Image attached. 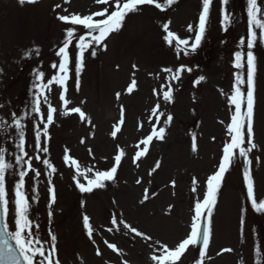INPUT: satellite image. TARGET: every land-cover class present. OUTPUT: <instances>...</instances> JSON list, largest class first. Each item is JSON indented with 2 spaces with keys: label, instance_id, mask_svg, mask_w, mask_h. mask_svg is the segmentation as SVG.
<instances>
[{
  "label": "rangeland",
  "instance_id": "obj_1",
  "mask_svg": "<svg viewBox=\"0 0 264 264\" xmlns=\"http://www.w3.org/2000/svg\"><path fill=\"white\" fill-rule=\"evenodd\" d=\"M95 1L44 0L21 5L18 0H0V118L10 122V113L30 112L34 86L30 82L35 80L34 71L49 73L46 78L55 74L50 67L57 62L55 48L69 26L63 25L57 16L88 15L106 7H99ZM57 4L61 7L55 8ZM201 10L202 0H177L164 11L154 5H143L126 17L123 27L106 40L107 49L96 48L97 52L102 49L103 54L90 61L82 72L78 90L72 89V80L67 82L71 85L67 96L69 107H81L91 123L81 121L78 114H63L65 109L59 101L58 88L48 94L50 103L58 110L49 127L50 140L46 142L49 152L41 155L54 163L57 172L49 178L47 169L34 162V167L44 169V174L38 180H28L26 189L30 197L34 187L38 190L37 200L31 204V215L40 225L38 234L42 239H48L49 233L56 235L60 264H125V261L126 264H155L151 256L158 247L156 242L174 247L191 230L194 204L197 199H203L207 178L217 170L216 163L221 159L222 147L229 136L227 127L234 109L228 97L233 92L238 71L233 66L234 53L246 51L239 41L247 37L244 33L246 0H235V20L231 23L234 33L222 25L217 3L197 51L177 56L175 47L163 39V24L170 22L171 31L191 42L195 31H188V25L198 28ZM261 46L264 48V42ZM35 49H39L38 56L24 58L27 50ZM253 52L257 64L253 122L256 148L249 159L252 160L250 176L254 182V196L259 201L264 200V53L258 43ZM22 63L26 65L23 70ZM181 65L192 68V72L184 71L179 81H173L170 74L163 71L165 68L175 70ZM29 67H33L30 78L26 72ZM21 70L23 74L13 83ZM201 75L205 79L194 84ZM133 80L136 87L129 93L127 89ZM27 81L30 88L24 91ZM169 83L173 99L166 102L161 88ZM157 104L159 111L165 113L156 125L166 128L164 139L154 138L153 146H148L147 153L137 160L134 144L143 140L156 124L157 117L152 115V109ZM46 109L47 104H42L45 118ZM168 114L174 119L164 125ZM28 119V151L34 155L31 124L37 123L39 118L31 114ZM116 126L120 131L114 142L111 133ZM199 127L200 133L196 136L195 130ZM10 131H0V145L14 151L8 138ZM193 137L196 151L192 150ZM144 147L141 145L140 150ZM121 149L125 155L116 178L105 182L103 188L81 193L75 200L74 190L70 188L75 169L64 166L58 171L61 155L63 158L68 150L80 163L81 170L103 171L114 165V153ZM92 151L96 152L94 161L88 156L93 155ZM98 155L106 156V160L97 162ZM157 162L159 168H155ZM16 178L7 177L10 194ZM49 179L55 189L54 203L50 201ZM80 179L83 182V178ZM145 189L149 198L141 203ZM85 215L90 217L94 233L90 244H79L77 235L81 228L85 229ZM113 216L118 225L111 224ZM12 219L10 210V224ZM121 219L151 239L136 237L119 224ZM110 227L113 228L111 232L108 231ZM105 241L117 245L120 252L112 253ZM228 248L232 251H224L221 257L219 253L211 264H257V259L264 256V212L257 213L251 207L241 158H237L226 172L212 209L208 253L218 255L221 249ZM192 258L196 264L198 257H195L193 246L176 264H186Z\"/></svg>",
  "mask_w": 264,
  "mask_h": 264
},
{
  "label": "snow or ice",
  "instance_id": "obj_2",
  "mask_svg": "<svg viewBox=\"0 0 264 264\" xmlns=\"http://www.w3.org/2000/svg\"><path fill=\"white\" fill-rule=\"evenodd\" d=\"M23 5L25 3H36L37 0H18ZM98 4L106 5L101 11H97L88 15L81 14H62L57 18L69 25L65 30V37L61 46L55 52L59 58L58 62H53L51 68L56 70L49 78L43 70L34 71L35 83L33 86V101L30 112L26 111L23 115L17 112L10 113V122L0 118V131L9 133V140L12 142L14 151H9L6 147H0V264H60L57 248V237L55 234L49 233L48 239H42L38 234L40 225L31 215V204L37 200L35 193L38 191L33 188V195H28L26 185L30 179L38 180L43 173L37 165H43L47 169V177H52L57 172V167L49 159L43 158L41 154H47V140H50L49 127L54 123V114L57 108L53 107L49 101L48 93L53 91L52 86L59 87V101L64 106V115L70 113L78 114L81 121L91 123L89 117L81 107H69L70 101L67 98V82L70 77V65L75 63V76L77 90L79 87V76L85 63V54L96 55V48L107 49L106 40L114 32H118L124 25L126 17L129 14L137 12L143 5H154L162 11L172 6L177 0H96ZM219 3L221 12V23L225 30L234 22L235 17L227 7L230 0H202V10L199 15L198 28L194 29L193 25H188V31H195L194 40L190 42L187 38H181L179 34L170 30V22L163 24V39L169 46L176 49L177 56L181 53L188 56L195 53L201 45L202 38L206 32V27L211 18L213 7ZM57 4L55 8H60ZM111 9V10H110ZM66 11V10H65ZM247 12V37H242L239 41L240 46L246 51H236L234 53V68L237 69L233 85V92L228 97V101L233 106V114L227 127L230 139L224 143L222 148V156L218 163L217 170L207 178L206 192L203 199H197L194 204V217L191 223V230L181 241L174 247L156 242L158 247L151 256L155 264H176L180 258L192 246L200 245L199 259L197 264H204L206 252L211 239V217L212 209L216 203L217 194L219 192L221 182L225 173L229 171L237 158L244 161V179L247 186V197L250 200L251 207L257 213L264 212V200H257L254 196V182L250 176V166L252 160L249 154L256 148L254 143V105H255V75H256V56L253 49L259 42H264V0H246ZM75 49V57L73 58L72 49ZM33 54L39 55V49L27 50L24 58L30 59ZM136 67L135 65L133 66ZM246 68V72L244 69ZM163 71L170 74L173 81H179L184 71L192 72V68L181 65L173 70L165 68ZM205 79L199 76L194 84H198ZM136 87V81L133 80L127 91L131 93ZM166 89V90H164ZM156 91V90H154ZM163 99L166 102L173 99L172 85L166 84L161 88ZM120 93H117V97ZM42 104H47L46 118L42 112ZM160 105L157 104L152 109V115L157 117L156 124L153 125L152 131L145 139L140 141L145 147L135 154V159H139L148 151L147 146L153 139L163 140L166 128L157 127L159 117H163L165 113L159 111ZM35 114L39 118L38 122L31 124L34 131V152L30 155L28 151L27 132L29 130V116ZM173 120V116L168 114L164 119V125L169 124ZM123 123V120L120 121ZM120 127L116 126L112 131L113 137L117 136ZM83 143V140L81 141ZM247 145V146H245ZM139 147V145H138ZM192 150L196 151L195 137H193ZM91 152V150H89ZM125 155L123 149L114 156V165L108 170H93V168H85L81 170V165L77 159L73 158L68 150L63 155V163L75 169L74 181L76 187L81 193H91L94 189L105 187V182L112 181L116 178V173L121 164L122 157ZM159 162L155 168H159ZM155 171V169H153ZM91 174V175H88ZM17 177L14 180L11 194L7 186V177ZM80 177L83 178L81 182ZM50 185V201L55 202L56 194L51 179L48 180ZM137 183H140L137 180ZM175 183V182H173ZM148 190L145 189L143 203L148 199ZM51 206V205H49ZM10 210L13 213L12 223H9ZM52 213L49 212V217ZM112 225H118L116 216L111 219ZM119 224L123 228L133 233L136 237H143L150 240L151 237L139 231L136 227L131 226L124 220H119ZM83 226L87 231L88 237H93L94 228L90 222V217L83 216ZM108 231H113L109 228ZM107 247L114 252L119 251L114 243H108ZM224 251H232L224 249ZM97 255H100L97 249ZM259 255V250H258ZM126 264V262H125ZM257 264H264V256L257 259Z\"/></svg>",
  "mask_w": 264,
  "mask_h": 264
}]
</instances>
